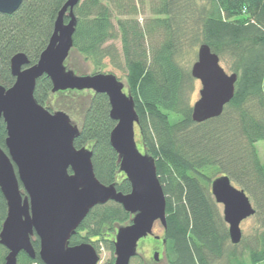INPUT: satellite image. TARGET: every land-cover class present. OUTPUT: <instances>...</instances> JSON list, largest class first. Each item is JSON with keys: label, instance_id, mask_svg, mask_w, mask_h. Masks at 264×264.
<instances>
[{"label": "trees", "instance_id": "trees-1", "mask_svg": "<svg viewBox=\"0 0 264 264\" xmlns=\"http://www.w3.org/2000/svg\"><path fill=\"white\" fill-rule=\"evenodd\" d=\"M67 0H23L13 13L0 12V84L11 87L16 78L11 58L24 52L35 64L54 31ZM77 27L74 47L94 70L105 61L126 73V91L138 113V146L151 155L166 194L167 264H260L264 262V159L257 143L264 140V0H81L74 8ZM148 14L143 19L140 14ZM65 16V21H69ZM120 39L121 50L112 42ZM207 43L238 74L235 95L223 113L203 122L192 118L191 93L196 79L183 58L191 48ZM51 78L36 82L35 99L53 111ZM60 93L62 91H59ZM106 93L89 98L75 146L91 147L95 174L124 193L132 185L120 170V157L110 137L116 121ZM7 130L0 128V145L7 150ZM211 171H215L214 176ZM228 175L244 189L256 208L255 233L238 244L230 240L228 225L211 192V182ZM0 188V231L7 216ZM132 213L110 200L97 204L79 225L69 244L104 242L115 261L114 234L129 224ZM36 258L26 252L18 264H45L40 241ZM241 246V249H239ZM8 249L0 244V264ZM131 264H145L137 253Z\"/></svg>", "mask_w": 264, "mask_h": 264}, {"label": "water", "instance_id": "water-1", "mask_svg": "<svg viewBox=\"0 0 264 264\" xmlns=\"http://www.w3.org/2000/svg\"><path fill=\"white\" fill-rule=\"evenodd\" d=\"M22 2L0 0V12L13 13ZM80 2L67 0L60 9L39 60L29 65L26 53H16L11 58L14 84L9 88L0 84V128L4 121L7 130V150L0 145V188L8 207L0 231V244L8 249L4 264H18L23 251L36 258V237L45 264H98L100 254L92 243L70 245L69 241L90 210L110 200L133 215L131 223L117 225L113 264H131L139 240L154 235L156 221L167 228V199L156 161L139 148L136 139L139 118L134 97L114 73L76 74L66 66L77 27L74 8ZM66 15L69 21H65ZM191 73L201 82L193 120L220 116L235 95L238 74L228 73L207 43L199 45ZM44 74L51 78L53 92L90 89L108 95L110 115L116 121L110 140L119 154L120 170L131 182L129 193L98 179L91 147L75 146L80 127L69 114L62 109L52 111L35 99L37 79ZM211 192L223 204L231 242L240 243L241 223L256 213L249 195L228 175L215 177ZM155 257L159 258L158 252Z\"/></svg>", "mask_w": 264, "mask_h": 264}, {"label": "rangeland", "instance_id": "rangeland-1", "mask_svg": "<svg viewBox=\"0 0 264 264\" xmlns=\"http://www.w3.org/2000/svg\"><path fill=\"white\" fill-rule=\"evenodd\" d=\"M146 15L141 13L140 18L143 19ZM112 42L115 44V46L118 47L119 50H121L120 39H115ZM198 48L199 46H197L196 48L189 49V51L185 54L183 58L184 65L189 66L190 70L194 61L197 59ZM220 62L228 73L233 72L230 67V62L225 61L224 59L221 58H220ZM66 66L71 68L76 74H89L92 73L94 70L93 65L90 62L85 61L81 56V54H79L78 51L75 49L71 51V54L66 61ZM100 70L101 72H105V73H110V72L114 73L120 80H122L125 83L126 86L125 71L114 67V65L109 61V59L105 61L103 68H101ZM195 84H196L195 89L191 93L193 104L200 97V93H199V90L201 88L200 80L196 79ZM125 91H126V87H125ZM92 94L93 91L90 89H84V90L69 89L62 91L61 93L57 91V92H53L50 103L53 107V110L62 109L66 111L69 114L73 124H77L78 126H80L84 117L85 110L88 106L89 98ZM138 134H139L138 127H136V139H138ZM257 147L259 149L261 157L264 159V140L259 141L257 143ZM210 173H213L214 176L216 175V172L214 170L213 171L210 170ZM218 204H219V210L223 216V204L221 203ZM258 225L259 223L257 217L254 215L243 220V222L241 223L243 236L245 235L248 237L249 235L255 233L256 227ZM117 228L118 226L116 227L114 239L116 237ZM153 231L156 235H160V236L163 235L164 228L163 225L160 223V221L155 222ZM146 238L147 237L140 239L138 243L137 250L140 257L142 259H145L147 264H167V261L164 258V251L162 244L163 242L161 241V239H157L154 236H150L147 239ZM98 246H99L98 252L100 254V261L98 264H108L109 261L114 256L112 251L106 246L104 242H100ZM239 249H241V246H239ZM155 250H160L162 253L161 260L159 261H155L153 258V254ZM214 264H226V259L225 258L219 259ZM260 264H264V262Z\"/></svg>", "mask_w": 264, "mask_h": 264}, {"label": "flooded vegetation", "instance_id": "flooded-vegetation-1", "mask_svg": "<svg viewBox=\"0 0 264 264\" xmlns=\"http://www.w3.org/2000/svg\"><path fill=\"white\" fill-rule=\"evenodd\" d=\"M155 235H156L155 233H154V235H153V234H149V235H147L146 237H147V238H149L150 236H154V237H155ZM143 238H144V237H143ZM147 238H146V239H147ZM141 239H142V238H141ZM157 239H161V241H162L161 236H160V238H157ZM142 241H143V240H142ZM162 242H163V241H162ZM139 246H140V245H139ZM156 252L159 253V258H156V257H155V253H156ZM138 254H139V253H138ZM161 257H162V253H161V251H160V250H155V251H154V254H153V258H154V260H155V261H159V260H161ZM145 264H147L146 261H145Z\"/></svg>", "mask_w": 264, "mask_h": 264}, {"label": "built area", "instance_id": "built-area-1", "mask_svg": "<svg viewBox=\"0 0 264 264\" xmlns=\"http://www.w3.org/2000/svg\"><path fill=\"white\" fill-rule=\"evenodd\" d=\"M34 264H36V263H34Z\"/></svg>", "mask_w": 264, "mask_h": 264}]
</instances>
